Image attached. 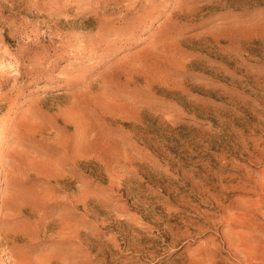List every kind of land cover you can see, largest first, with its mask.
Instances as JSON below:
<instances>
[{"label": "rangeland", "instance_id": "1", "mask_svg": "<svg viewBox=\"0 0 264 264\" xmlns=\"http://www.w3.org/2000/svg\"><path fill=\"white\" fill-rule=\"evenodd\" d=\"M249 255L264 0H0V264Z\"/></svg>", "mask_w": 264, "mask_h": 264}, {"label": "bare ground", "instance_id": "2", "mask_svg": "<svg viewBox=\"0 0 264 264\" xmlns=\"http://www.w3.org/2000/svg\"><path fill=\"white\" fill-rule=\"evenodd\" d=\"M107 23V22H106ZM102 26V25H101ZM111 34H117V32L116 31H110V32H106V34H105V36H109V35H111ZM131 35H132V32H128L127 33V35H125L124 37L126 38V39H129L130 37H131ZM105 36H103V37H100V39L101 40H105ZM53 57V56H52ZM259 258H257V257H254V256H252V255H249L248 256V258L246 259V260H244L243 262L245 263V264H262V263H259V262H261L262 260H263V258L259 261L258 260Z\"/></svg>", "mask_w": 264, "mask_h": 264}]
</instances>
